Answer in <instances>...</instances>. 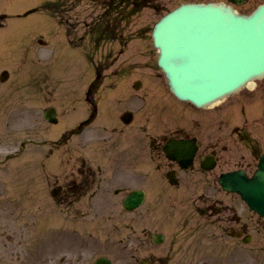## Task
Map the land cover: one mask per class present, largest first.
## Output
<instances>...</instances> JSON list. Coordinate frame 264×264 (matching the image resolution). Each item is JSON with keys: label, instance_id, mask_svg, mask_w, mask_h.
I'll return each instance as SVG.
<instances>
[{"label": "rangeland", "instance_id": "obj_1", "mask_svg": "<svg viewBox=\"0 0 264 264\" xmlns=\"http://www.w3.org/2000/svg\"><path fill=\"white\" fill-rule=\"evenodd\" d=\"M183 1L190 0H151L152 7L144 8L139 16L133 18L135 26L126 29L133 30L145 22L150 29L162 14ZM261 2L264 0H248L242 5H236V8L249 13ZM66 3H71V7L62 10ZM94 5L95 0H0V15L2 13L9 15L8 18L1 20L6 29L0 32V71L8 69L11 78V82L7 83L8 79L6 84L0 87V105L3 108L0 110L2 261L12 259L13 252L28 250L35 228L40 225H31L34 219L37 218L39 223L50 227L63 224L67 229L77 228L78 220H74L69 214H74V208L86 211L88 206L93 210L79 219L83 221L85 227L82 229V235H74L71 231H68L67 235L64 229L59 230L61 228L44 231L47 234L59 233L61 234L59 237L65 238L61 242L64 243L61 251L68 255L66 264H83L100 253L129 252L145 238L146 232L164 230L167 222L180 221L179 212L185 207L201 203L198 200L200 193L207 192L206 181H200L199 185L192 182V187L189 188L187 177L182 184H178V187L170 185L165 179V182L163 181L165 185H158L157 181H162L163 177L162 159H166L162 151L158 152L160 150L155 149L161 142L160 138L147 150L143 148L144 144L141 145L136 140L123 139L125 142L123 143L116 139L118 134L134 127V124L125 125L116 118L117 122L113 120L107 129H100L96 120V124L93 122L81 128L82 130L71 131L73 127L77 128L78 123L90 117L88 104L91 101L96 103L97 111V106L100 108L97 101L107 96L122 98L119 101L121 105L143 107L144 114L151 113L148 128L154 135L151 134L150 140L155 138L157 133L169 131L162 124H159V128L156 127L158 119L168 117L166 121L172 123L165 124L167 127L177 124V119L170 116H179L180 126L193 133L211 131V128H201L203 116L213 108H197L176 99L168 91L166 79L156 63L157 51L151 37L127 38L129 48L132 47L133 50L131 60L133 66L125 64L128 69L122 70H115L114 67H124L116 55L119 42L127 44L124 37L101 38L99 50L93 48L94 39L90 38L91 43L82 48L87 59L84 56L78 58L68 50L55 49L59 45L57 41L61 44L65 40L57 38L62 31L59 17L66 19L69 16L77 20L74 24L78 25L84 19V14ZM32 8L36 10L28 13L26 17L25 12ZM50 19L54 22L53 28H49L50 25L46 22ZM35 30L37 31L34 32ZM41 37L47 41L46 44L37 42ZM70 40L73 43L82 41L76 37ZM34 47L37 48L35 57L44 56L42 62H49V65H43L42 62L32 63L30 51L29 56L23 53L28 49L32 54ZM53 49H55L53 54L46 57ZM75 49L80 50L81 47L77 44ZM87 60L89 67L85 66ZM34 72L40 79L39 84L41 83L35 105L29 100L30 93L32 94L30 79ZM14 79L21 80L20 84L19 80L12 81ZM138 79L143 80L145 88H141L143 83L138 88L133 87ZM44 83L48 86H44ZM121 85L126 90L122 91ZM20 87L22 88L17 91L16 89ZM131 89L134 93H131ZM49 92L51 94L48 97L44 96ZM105 102L108 112H104V108L99 111L101 125L107 123L109 116L112 117L114 105L117 103L114 100ZM50 105L57 109V123L48 122L43 117L44 109ZM32 106L35 110H32ZM216 107L235 112L237 110L240 114L237 122L245 127L242 129L264 137V79L256 81L254 88H244L224 99ZM120 108L115 110L117 116L131 109ZM135 109L139 110L138 107ZM241 109H246L245 117L249 118L250 123L244 120V115L240 113ZM209 133L214 135L213 132ZM213 139L220 140L218 137ZM119 163L131 165L133 173H116L115 166ZM88 170L91 172H87ZM143 171H147L150 177L141 176ZM117 176V180H114ZM72 180H75L77 187H73ZM120 180L126 187L135 184L149 185L148 199L141 208L133 212H126L122 208L121 201L128 190L121 193L115 191L122 183ZM56 182L64 184L67 193H71L72 196L74 190L77 191L73 197L74 204L66 205L63 199L50 197L49 191ZM184 186L188 187L186 190L188 193L182 192ZM219 187L214 181V189H220ZM56 206L68 208L71 212L68 219L65 218L66 213L59 209L49 210V207ZM40 207L48 208L49 220L45 217L46 214H43L45 210H41ZM4 230L11 234L16 232L15 239L13 241L5 239L1 235ZM20 239L22 241H19ZM44 239L48 241L46 236ZM19 242L20 245L17 244ZM120 247L123 251L118 250ZM145 247L146 244H141L142 253ZM60 255L61 253L58 254ZM80 255L83 258H80ZM3 256L6 258H2ZM0 264H29V261L21 257L17 261Z\"/></svg>", "mask_w": 264, "mask_h": 264}, {"label": "flooded vegetation", "instance_id": "obj_2", "mask_svg": "<svg viewBox=\"0 0 264 264\" xmlns=\"http://www.w3.org/2000/svg\"><path fill=\"white\" fill-rule=\"evenodd\" d=\"M150 1L151 0H95V5L88 13L84 14V19L79 22L78 25L74 24L77 20L75 21L69 16L66 19L59 17L58 21L61 23L62 31L58 34L57 38L65 39L61 44L64 46L67 45L68 51H70V49H75V46L78 44L81 49H77V52L72 53L77 55L78 58L83 56L85 58L86 56L84 52H82V48H84L86 44L91 43L92 40H90V38L94 39L92 42L93 48L99 50L101 38L118 39L124 37L127 44H122L120 41L117 48V43L115 42V48H117L116 55L124 64V67L119 68L116 66L114 69H128L125 64H131V66H133V62H131V60H133V50L132 47L129 48L127 38L151 37L152 26L149 29L148 23L145 22L133 30H128L126 28L134 25L133 18L139 16L144 8L152 7ZM70 7L71 3H66L62 6V10ZM46 22L50 25L49 28H53L54 22L52 19ZM75 37L81 38L82 41L79 40L73 43L70 39ZM57 43L61 45L59 41H57ZM34 50L37 51V48L35 47ZM28 53V49L24 50L25 55ZM43 58L45 57L39 56L37 58L34 56L31 58V62H42ZM88 62L87 60L85 66H88ZM42 63L43 65H49V62ZM36 75L37 73L34 72L30 79L32 80V94L30 93L29 100L33 101L31 104L34 103V105L38 100L39 87L41 85L39 84L40 79ZM8 79L7 82H11V78ZM16 80L19 79H14L12 81ZM20 82L21 80H19V84ZM142 83L143 87L141 88L143 89L146 85L143 80L141 81V85ZM4 84H6V81H2L0 78V87ZM44 86L47 87L48 84L44 83ZM123 87L124 86L121 85L120 89L122 91L126 90L123 89ZM126 87L128 88V86ZM21 88L22 87L17 88L16 90L18 91ZM133 91L134 90L131 89V93H134ZM50 94L51 92L44 94V96L48 97ZM43 98L46 100L45 97ZM121 99H117V97L112 98V100L117 102L114 107H128L131 109H127L119 116L113 114L104 125H101L99 122L100 108L98 109L97 106L96 111V103L91 101L90 104H88L90 117L78 123L77 128L74 129L73 127L71 131L76 132L78 129H83L86 125L92 124L93 122L96 124V120L97 126L100 129H107L110 124H112L113 120L117 122L116 118L121 120L125 125L134 124V127L123 131L122 134H118L116 139L123 143H125L124 140H136L137 143H141V145L144 144L143 148L147 150L151 144L155 145V140L160 138L161 142L155 149L158 148L160 150L158 152L162 151L164 158H166L162 159L166 168L163 166L165 170L163 168L161 170L164 178L161 177L162 181H157L158 185H165L164 182L166 180L170 185L178 187V184H182V181L187 177L186 182L189 188L192 187V182L199 185L200 181H206L208 183V186L206 185L207 192L200 193L198 200H200L201 203L185 207L184 210L179 212L180 221L167 222L164 230H151L150 232H146L144 234L145 238L139 241L137 245H134L133 250L123 253H100L83 264H93L98 257L108 259L110 264H264V215L255 208H252L238 192L224 189L219 184V177L224 172L243 170L248 176L255 173L260 157L264 153V137L255 133V135L250 134L242 129L245 127L237 122L240 115L237 110L235 112L231 109H221L215 105L211 107L213 108L212 110H209L208 113L203 116L201 128H211L209 132H213L214 135L204 131H199V133L189 131L180 126L179 116H170V118L175 117L177 119V124H173L171 127L165 125L172 123L166 121L168 117L160 120H157L156 117V127L159 128V124H162L165 128H168L169 131L157 133L158 135L150 140L149 137L154 135L148 128L149 121L151 122V113L144 114L143 107L137 106L139 110H136L135 108L137 107L134 108L129 105H121L119 103ZM97 102L100 105V101ZM33 106L32 110H35ZM1 107L2 105H0V110L3 109ZM47 108L48 107L44 110ZM126 112H129V114ZM124 113H126V118H131L128 123H125L122 119ZM240 113L244 115V120L250 123L249 118L245 117L247 113L246 109H241ZM193 120L194 122L196 121V119ZM193 137L196 138L198 146L193 161L188 167L182 166L179 160L167 157L165 146L170 139H191ZM213 137H218L220 140L214 141ZM145 161L148 162L147 159ZM115 171L121 174L133 173V168L131 165L128 166L127 164L119 163L115 166ZM87 172H91V170ZM113 175L115 176L114 173ZM167 175H172V180H170ZM141 176L147 177L149 173L143 171ZM117 178L118 176L114 180H117ZM120 181L122 182V180ZM129 181L132 180H128V182ZM214 181L218 183L220 189H214ZM72 182L73 187L78 186L75 180H72ZM187 186H184L182 192L188 193V191H186L188 188ZM148 188V184H135L126 187L122 182L119 187L115 188V191L121 193L128 190L126 194L123 195L124 198L134 189L145 190L146 197L144 201L135 209L126 210L123 201H121V206L126 212H133L146 203L149 194ZM49 193L51 198L63 199L64 203L69 205L74 204L75 200L73 197H75L77 191L74 190V196H72L71 193H67L64 184L56 182L52 184ZM9 198L11 200V196H9ZM40 209L45 210L43 214H46L45 217L49 220L47 217V214H50L49 211L47 212L48 208L40 207ZM51 209H59L65 212L66 219H68V214L71 213L68 208L61 206H56L54 208L49 207V210ZM74 209V214L69 215L73 216L74 220H78L79 227L67 229L63 224L51 225L52 227H50L42 222L39 223L36 218L32 221L31 225H40L35 228L33 239H30L29 246L27 247L28 250L25 252H13L12 259H5L2 261L0 258V263L17 261L21 259V257H24L25 260L29 261V264H66L68 255L66 252H62L64 243H61L65 238L59 237L61 235L59 233L47 234L44 233V231L45 229L53 230L61 228L59 230L63 231L64 229V231H67V235L68 231H71L74 235H82V229H85V227L83 226V221H80L82 219H80V217L83 215L85 216V213H90L93 209L91 206H88L86 211H79V208ZM1 235L5 239L13 241L16 237V232L11 234L4 230ZM45 236L48 241H45ZM19 241H22V239ZM17 244L20 245V242ZM141 244H146L144 253L141 252ZM119 249L123 251L122 247L118 248V250ZM59 253H61L60 256H58ZM2 258L6 257L3 256ZM80 258L83 257L80 255Z\"/></svg>", "mask_w": 264, "mask_h": 264}, {"label": "water", "instance_id": "obj_3", "mask_svg": "<svg viewBox=\"0 0 264 264\" xmlns=\"http://www.w3.org/2000/svg\"><path fill=\"white\" fill-rule=\"evenodd\" d=\"M153 40L170 90L197 106L264 77V3L249 14L221 2L183 3L156 23ZM232 184L264 213V157L253 178Z\"/></svg>", "mask_w": 264, "mask_h": 264}, {"label": "bare ground", "instance_id": "obj_4", "mask_svg": "<svg viewBox=\"0 0 264 264\" xmlns=\"http://www.w3.org/2000/svg\"><path fill=\"white\" fill-rule=\"evenodd\" d=\"M241 13H242V12H241ZM155 49H156V47H155ZM157 49H158V48H157ZM156 51H157V50H156ZM254 84H255L254 82H251L250 87L253 88Z\"/></svg>", "mask_w": 264, "mask_h": 264}]
</instances>
